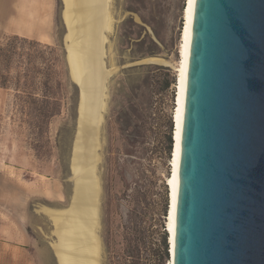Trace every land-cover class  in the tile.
Listing matches in <instances>:
<instances>
[{"label": "rangeland", "instance_id": "obj_1", "mask_svg": "<svg viewBox=\"0 0 264 264\" xmlns=\"http://www.w3.org/2000/svg\"><path fill=\"white\" fill-rule=\"evenodd\" d=\"M107 3L101 59L108 74L96 163L99 264H169L161 239L185 0ZM62 10V0H0V46L14 35L38 43L17 47L8 67L0 62L7 76V87H0V160L11 169L0 264H56L54 225L43 208L70 204L77 103ZM43 99L59 104L47 120L38 115Z\"/></svg>", "mask_w": 264, "mask_h": 264}, {"label": "water", "instance_id": "obj_2", "mask_svg": "<svg viewBox=\"0 0 264 264\" xmlns=\"http://www.w3.org/2000/svg\"><path fill=\"white\" fill-rule=\"evenodd\" d=\"M170 259L264 264V0H194Z\"/></svg>", "mask_w": 264, "mask_h": 264}, {"label": "bare ground", "instance_id": "obj_3", "mask_svg": "<svg viewBox=\"0 0 264 264\" xmlns=\"http://www.w3.org/2000/svg\"><path fill=\"white\" fill-rule=\"evenodd\" d=\"M62 17L68 40L71 76L82 87L77 136L75 138L72 172L76 176L73 194L67 208H43L53 222L55 241L52 248L58 264H99L100 243L96 235L99 183L96 175L99 145V123L105 102L104 82L108 71L101 59L103 30L108 27V0H62ZM194 0H185L181 29V60L173 111L171 171L167 178L168 262L173 249L174 216L178 183L180 132L183 97L186 87L188 47ZM42 208V207H41ZM98 230V229H97ZM170 240V241H169ZM171 243V246L169 244Z\"/></svg>", "mask_w": 264, "mask_h": 264}, {"label": "trees", "instance_id": "obj_4", "mask_svg": "<svg viewBox=\"0 0 264 264\" xmlns=\"http://www.w3.org/2000/svg\"><path fill=\"white\" fill-rule=\"evenodd\" d=\"M25 44L28 45H37V42L34 41H29L25 38L18 37L17 35H14L8 39V41L0 46V62L1 61H6L4 67H8V62L12 58L14 52L16 51L17 47H23ZM3 67V68H4ZM4 69H1L0 67V87H7V76L3 73H1ZM31 94V93H30ZM46 97V94H44L43 98ZM38 109V115H40L43 119L47 120L49 117L53 116L56 114L59 110V104L56 103V101H46V99H43L40 101L37 105ZM170 131H171V126H170ZM171 145H172V140L171 137L169 136V146H168V152L171 150ZM165 214V208L163 210V215ZM168 239V236L165 232H163V236L161 239L162 242V253L163 255L167 256V250H168V245L166 243V240ZM133 252V251H132Z\"/></svg>", "mask_w": 264, "mask_h": 264}, {"label": "crops", "instance_id": "obj_5", "mask_svg": "<svg viewBox=\"0 0 264 264\" xmlns=\"http://www.w3.org/2000/svg\"><path fill=\"white\" fill-rule=\"evenodd\" d=\"M2 88H0L1 90ZM1 104V99H0ZM10 166L6 165L5 162L0 160V233L5 232L4 228L1 226L4 225L6 218L9 219L8 213L5 211V209L8 211L9 206H7L8 201H10V196L5 193L4 186L5 182L10 181L9 173H10ZM9 185V184H8ZM7 201V202H6ZM20 218V215H19Z\"/></svg>", "mask_w": 264, "mask_h": 264}]
</instances>
